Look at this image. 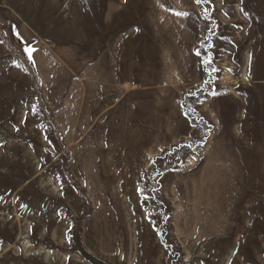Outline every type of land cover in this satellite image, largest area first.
<instances>
[{
    "label": "rangeland",
    "instance_id": "obj_1",
    "mask_svg": "<svg viewBox=\"0 0 264 264\" xmlns=\"http://www.w3.org/2000/svg\"><path fill=\"white\" fill-rule=\"evenodd\" d=\"M262 3L0 0V264H264ZM124 40L142 47L132 101L107 72ZM190 48L206 84L187 80Z\"/></svg>",
    "mask_w": 264,
    "mask_h": 264
},
{
    "label": "crops",
    "instance_id": "obj_2",
    "mask_svg": "<svg viewBox=\"0 0 264 264\" xmlns=\"http://www.w3.org/2000/svg\"><path fill=\"white\" fill-rule=\"evenodd\" d=\"M255 13L257 14V18L261 19V24L263 26H260V25L256 26L257 34H256V38H255V44H256V48H255L256 50L254 51L255 59L253 60L252 63H250V65H252L251 67L253 68V66L255 64H257V72L261 75H264V3H262V8L260 10L256 11ZM107 50H109V49H107ZM108 54H109V51H108ZM172 55H173L172 50L170 52L167 51V53H166L167 59L169 57H172ZM187 55L189 57L187 80L189 81L190 85L193 83H196L197 85L206 84L207 81L204 80V77H203V79H201V77H199L197 75V73H198L197 66H198L200 61L198 59V55H197L196 50L194 48L193 49L190 48L187 51ZM106 60H108V64H109L108 69H107L108 76L110 77V81H113L109 85L110 88L122 90L121 94L116 93L115 95L113 94L111 96L121 97V98L127 97V98L131 99L130 101H132V99L135 97L136 93L139 92L138 86L142 82V76H141V72H142V47H141V44L139 42H136V41H125V40L123 42H119L118 43L117 56L114 57V59H112L111 63L109 62V57ZM106 60H105V53L103 51V58H102L103 63ZM169 66H171V65H169ZM165 67H166L165 68V74L163 75L162 78L167 81V85L170 84L172 87L174 84V76H173L172 70L168 68L167 62H166ZM103 73H106L105 68L103 69ZM154 77H157V76H154ZM156 79L157 78H155V80ZM190 87L193 88L192 86H190ZM172 90H173V87L170 89V91H171V93H169L170 95H173ZM189 90L192 91L193 89H189ZM209 95L206 94L203 98H201L202 99L201 101L206 102L209 99H211L212 97H211V95L210 96ZM261 98H262L261 105H260V102L258 100V102L256 104V110L258 113L261 114V152H262V161L264 162V91L262 93ZM200 106H202V105H200ZM246 106H247V109H249V107H250V100L249 99H247V105ZM259 106H260V111H259ZM199 111L205 117L209 118L210 120L212 119V117L210 118L209 113L205 112L203 108L202 109L199 108ZM230 112L232 113V110ZM187 119H185V123L188 125V127L184 128V130H182V131L185 132V130L188 129L187 132H191L193 126H192V123L190 122L189 118H187ZM153 124L156 125V123H153ZM155 125L153 127H151V129H150L151 130V136H152V128L155 129ZM210 135H211V133H210ZM210 135L204 141L205 146H210L207 143L210 139L209 138ZM156 136H157V134H156ZM183 137L187 138V137H190V135H187L185 132ZM214 140H216V139H214ZM217 140H218V138H217ZM234 144L235 145L238 144V140L236 138H234L232 140V137L229 139H225L224 141H220L219 145H221L222 148L217 149V153L220 156L219 157L220 161H222L223 163L232 161V158L230 156L233 154L232 148L236 147V146H234ZM253 146H254L253 141L249 140L248 138L246 139V142L244 143V145H242V151L245 153V161H248V155H250L249 160L251 162L253 161V152H254ZM134 147H135V149L133 150V152L136 154H142V153H147V152H149L150 154H153L154 151H157L156 144L152 145V146L145 144V149H144V145H141V144H136ZM151 148L152 149L154 148V150H151ZM209 152H211V149ZM211 154H214L213 150H212ZM215 154H216V152H215ZM234 154H237V152L234 151ZM130 162H131V164L129 165V168H133V170H131L130 173L126 174V175L129 177H136L137 176V173H136L137 170H135V167L140 162V159L139 158H133L132 160H130ZM225 166L226 165H224V167ZM225 169H227V168L225 167ZM225 176H229V175L225 174Z\"/></svg>",
    "mask_w": 264,
    "mask_h": 264
},
{
    "label": "trees",
    "instance_id": "obj_3",
    "mask_svg": "<svg viewBox=\"0 0 264 264\" xmlns=\"http://www.w3.org/2000/svg\"><path fill=\"white\" fill-rule=\"evenodd\" d=\"M202 14L205 22L207 23L206 35H207V40L210 42L213 32L214 19L210 16L209 13L205 12L204 10H202Z\"/></svg>",
    "mask_w": 264,
    "mask_h": 264
},
{
    "label": "bare ground",
    "instance_id": "obj_4",
    "mask_svg": "<svg viewBox=\"0 0 264 264\" xmlns=\"http://www.w3.org/2000/svg\"><path fill=\"white\" fill-rule=\"evenodd\" d=\"M193 161H194V157L189 156L188 159H187V162L190 163V164H192ZM263 177H264V175H263ZM240 226H241V225H240ZM240 226H239V227H240ZM128 252H129V251H128Z\"/></svg>",
    "mask_w": 264,
    "mask_h": 264
},
{
    "label": "snow or ice",
    "instance_id": "obj_5",
    "mask_svg": "<svg viewBox=\"0 0 264 264\" xmlns=\"http://www.w3.org/2000/svg\"><path fill=\"white\" fill-rule=\"evenodd\" d=\"M198 2H199V0H198Z\"/></svg>",
    "mask_w": 264,
    "mask_h": 264
}]
</instances>
